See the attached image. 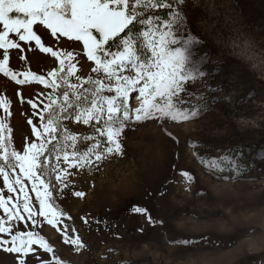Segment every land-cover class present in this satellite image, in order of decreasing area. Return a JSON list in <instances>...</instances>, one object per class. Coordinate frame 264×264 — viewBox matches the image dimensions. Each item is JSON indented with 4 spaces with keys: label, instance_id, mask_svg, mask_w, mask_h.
Segmentation results:
<instances>
[{
    "label": "rangeland",
    "instance_id": "374dc122",
    "mask_svg": "<svg viewBox=\"0 0 264 264\" xmlns=\"http://www.w3.org/2000/svg\"><path fill=\"white\" fill-rule=\"evenodd\" d=\"M183 15L200 41L196 59L207 54L201 70L208 74L190 86L207 107L184 122L130 125L122 137L123 155L73 172L56 200L67 213L57 227L77 229L85 248L76 253L46 222L40 232L70 264H264V0H187ZM21 45L29 48L34 41ZM17 53L13 50L9 67L47 78L53 58L26 51L25 63ZM42 88L36 82L16 85L0 73V97L12 101L5 123L12 128L13 147L31 131L27 115L33 110L19 103L20 95L34 98ZM132 99L135 107V95ZM5 115L0 108V118ZM196 153L206 161L217 159L219 168L209 171ZM225 155L226 160L218 159ZM76 191L84 195L76 197ZM28 195L35 199L34 192ZM136 207L145 213H136ZM6 218L0 209V219ZM30 225L27 219L18 222L19 230L39 231ZM184 239L199 247L175 242ZM0 264H16L15 254L0 250ZM31 264L39 260L32 258Z\"/></svg>",
    "mask_w": 264,
    "mask_h": 264
},
{
    "label": "snow or ice",
    "instance_id": "6c2138e0",
    "mask_svg": "<svg viewBox=\"0 0 264 264\" xmlns=\"http://www.w3.org/2000/svg\"><path fill=\"white\" fill-rule=\"evenodd\" d=\"M186 4L187 0H0V73L16 85H43L34 98L25 100L18 94L19 103L33 110L27 115L30 134L19 147L12 146V128L5 123L12 101L0 97L6 114L0 118V188L6 190L0 191V209L7 217L0 219V234H6L0 235V250L15 254L16 264H31L32 258L39 264H70L40 234L45 222L61 232L63 244L76 253L85 248L77 229L57 227L67 213L56 200L75 170L98 166L108 155H123L122 137L130 125L184 122L207 107L190 90L208 73L201 70L207 54L196 59L200 41L187 27ZM33 41L32 47L21 45ZM13 50L25 63L27 56L21 53L26 51L53 58L47 78L9 67ZM196 155L209 171L219 168L217 159ZM218 159L226 160L227 155ZM183 176L192 179L187 171ZM28 191L35 193L34 200ZM25 219L39 231L19 230L18 222ZM148 220L157 223L151 216ZM175 242L199 247L189 239ZM202 243L212 247L206 238ZM36 246L51 257L42 258Z\"/></svg>",
    "mask_w": 264,
    "mask_h": 264
},
{
    "label": "trees",
    "instance_id": "16d2710c",
    "mask_svg": "<svg viewBox=\"0 0 264 264\" xmlns=\"http://www.w3.org/2000/svg\"><path fill=\"white\" fill-rule=\"evenodd\" d=\"M161 14H163V13H161ZM216 43H218V44H219L220 42H219V41H216ZM247 60H248V59H245V61H247ZM252 68H253V67H252ZM253 70H254V71H257L255 68H253ZM241 157H243V158H244V155H243L242 153H241Z\"/></svg>",
    "mask_w": 264,
    "mask_h": 264
}]
</instances>
